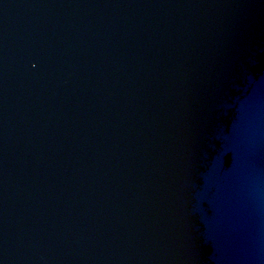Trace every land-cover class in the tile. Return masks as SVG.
Segmentation results:
<instances>
[{
  "label": "water",
  "instance_id": "water-1",
  "mask_svg": "<svg viewBox=\"0 0 264 264\" xmlns=\"http://www.w3.org/2000/svg\"><path fill=\"white\" fill-rule=\"evenodd\" d=\"M0 264H264V0H0Z\"/></svg>",
  "mask_w": 264,
  "mask_h": 264
}]
</instances>
